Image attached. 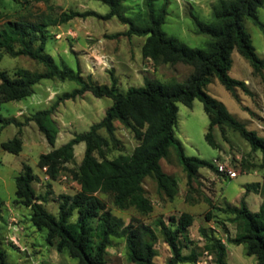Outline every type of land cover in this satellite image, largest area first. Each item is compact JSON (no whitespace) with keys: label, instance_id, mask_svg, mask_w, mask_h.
<instances>
[{"label":"rangeland","instance_id":"374dc122","mask_svg":"<svg viewBox=\"0 0 264 264\" xmlns=\"http://www.w3.org/2000/svg\"><path fill=\"white\" fill-rule=\"evenodd\" d=\"M217 0H154L156 6L165 3L167 15L161 29L171 37L189 47L205 48L208 36L196 31L195 20L209 23L212 20V7ZM51 15L61 10H94L105 14L109 8L98 0H51ZM124 14L138 25L146 23V9L143 0H124ZM0 25L8 19L22 18L37 21L41 13H46L44 3L34 0H0ZM257 16L264 23V2L257 8ZM243 26L250 36L251 44L260 58L264 59V28H259L245 19ZM128 25L121 23L115 16L102 19L96 16L74 17L60 25H47L44 53L49 55L58 67H68L79 71L84 77H90L97 83L110 84L112 81L120 91L129 86L143 85V77L157 78L161 82L171 79L182 80L192 67L181 62L175 64L154 63L150 58L141 56L144 36L125 35ZM232 64L229 75L244 81L248 91L236 87V98L213 76L205 91L220 101L228 112L242 122L247 129L254 130L264 137V69L262 74H253L251 65L235 49L231 52ZM23 67L41 71L43 66L26 55L15 57L3 54L0 68L13 75L15 69ZM247 79V81H245ZM78 85L71 80L57 78L42 79L32 88V93L19 100L0 101V143L17 135L21 139V151L12 153L0 147V200L3 202L0 221L1 247L6 260L11 264H77L75 258L55 248L56 239L50 244L44 229L36 228L29 218V208L13 202L15 176L28 164L36 178L32 182L36 197L34 201L53 216H58L61 194L73 195L79 184L70 176L67 168L77 169L85 148L83 141L73 146V157L64 163L55 180H50L44 170L37 166L40 153L58 147L74 135L88 130L92 123L99 121L111 99L95 97L90 92L75 98L59 100ZM57 103L52 118L58 127L53 145L30 115L39 109ZM177 125L175 136L182 143L184 153L206 159L213 167H200L188 180L186 171L178 162L173 147H169L165 157L159 163L161 169L174 177L177 192L172 198L160 193L155 179L146 176L142 186L151 203V210L141 214L134 207L119 209L113 204L112 195L96 192L106 208L125 224L133 221L150 226L155 232V264H166L170 250L160 232L158 221L172 227L173 221L182 211L193 216L191 225L184 236H179L181 253L187 257L185 262L177 264H196L204 258L203 251L212 255L211 264H215L214 254L208 249L206 239L218 238L225 245L227 264H256L255 256L245 253L243 244L229 242L236 233L233 214L224 211L226 205H239L241 200L251 211H264V158L259 150H252L249 143L238 132L224 127L221 132L213 128L217 148L211 147L205 140L209 120L202 103L193 99L192 105L177 102ZM114 137L111 139L104 127L97 132L104 144L97 158H113L119 154H128L137 144L131 130L114 118ZM217 160L226 168L233 169L235 176L228 177L216 168ZM258 183L255 185L254 183ZM77 211L73 210L70 221H74ZM15 218L16 231L8 228V222ZM96 222L92 224L95 225ZM106 248L105 264H135L126 254L124 236L111 237Z\"/></svg>","mask_w":264,"mask_h":264},{"label":"trees","instance_id":"16d2710c","mask_svg":"<svg viewBox=\"0 0 264 264\" xmlns=\"http://www.w3.org/2000/svg\"><path fill=\"white\" fill-rule=\"evenodd\" d=\"M34 1L44 3L47 8V12L41 13L37 21L8 19L0 25V59L5 53L12 57L26 55L40 63L43 69L37 71L19 67L10 76L6 70L0 68V101L22 99L32 93L33 86L40 80L57 78L71 80L78 85L70 92L63 93L59 100L75 98L88 91L95 97L110 98L111 104L106 108L103 117L92 123L87 131L74 135L60 146L38 156L37 166L44 170L50 180H55L66 169L64 163L72 159L73 146L81 141L85 143L77 169L67 168L70 176L79 184V189L73 195H60L58 216H53L40 203L34 201L38 199L32 186L36 176L28 164H24L21 172L14 178L13 202L28 207L32 224L45 230L50 244L56 239V250L75 258L77 264H105L110 238L119 236L125 237L129 261L135 264H155L153 229L142 222L131 221L125 224L120 217L106 208L96 192L111 194L113 204L119 209L134 207L141 214H146L152 208L142 186L146 176H152L158 191L168 198H172L177 192L176 179L165 173L159 163L166 156L169 147H173L188 180L200 167L212 168L213 164L208 160L186 155L182 143L174 133L177 125V102L190 107L195 98L202 103L209 120L204 138L211 147L217 148L213 128L217 127L223 132L224 127H229L238 132L252 150H259L264 158V137L247 129L220 101L205 91L213 76L235 98L236 87L248 91L244 81L229 75L233 49L249 62L253 74H262L264 59L255 52L243 21L248 19L259 28H264V23L257 16V8L262 6L264 0H217L212 7V20L209 23L195 20L196 31L208 36L205 48L189 47L161 29L167 15L165 3L156 6L154 0H143L146 23L138 25L124 14V0H98L108 6L109 10L105 14L94 10H61L57 15L50 14L53 9L51 0ZM85 16L102 19L115 16L121 23L128 25L123 32L125 35L144 36L140 49L143 58H150L154 63L181 62L190 65L192 70L182 80L161 82L157 78L145 76L143 85L129 86L125 91H120L114 81L110 84L97 83L90 77H84L79 71L65 66L58 67L43 51L47 39L45 27L64 24L74 17ZM56 104L55 102L48 108L36 110L29 117L50 145L54 144L58 133V127L52 118ZM114 118L131 130L137 144L128 154L97 158L94 152L100 153L104 144L97 130L104 127L109 137L115 138ZM0 147L19 153L21 139L14 135L2 141ZM262 204L259 210L251 211L244 200H241L239 205H226L224 209L225 212L233 214L231 220L236 222L237 227L229 242L243 244L245 253L255 256L256 264H264ZM2 206L3 202L0 200V221ZM73 210L77 211V216L74 221H70ZM171 220L172 227L162 221L157 224L170 250L166 264H177L187 260L181 253L178 238L186 234L193 216L182 211L176 219ZM93 222H96L95 225ZM205 246L213 252L215 264H227L225 245L220 239L208 237ZM0 264H11L6 260L1 247V237Z\"/></svg>","mask_w":264,"mask_h":264},{"label":"built area","instance_id":"2783aa9c","mask_svg":"<svg viewBox=\"0 0 264 264\" xmlns=\"http://www.w3.org/2000/svg\"><path fill=\"white\" fill-rule=\"evenodd\" d=\"M216 162V168L219 172L225 174L228 177L235 176V171L233 169L226 168L223 164L219 163L217 160ZM8 228H11V230L16 231L18 229V224L15 218H11V220L8 222ZM204 258L202 260H199L196 262V264H211L212 255L208 253L207 250L203 251Z\"/></svg>","mask_w":264,"mask_h":264},{"label":"crops","instance_id":"0c3cea01","mask_svg":"<svg viewBox=\"0 0 264 264\" xmlns=\"http://www.w3.org/2000/svg\"><path fill=\"white\" fill-rule=\"evenodd\" d=\"M245 81H247V79H245ZM190 228V227H189ZM189 228H188V230H189Z\"/></svg>","mask_w":264,"mask_h":264}]
</instances>
